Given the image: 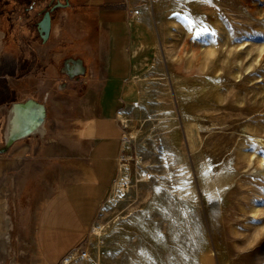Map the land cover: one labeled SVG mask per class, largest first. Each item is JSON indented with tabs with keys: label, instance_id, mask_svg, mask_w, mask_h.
<instances>
[{
	"label": "rangeland",
	"instance_id": "374dc122",
	"mask_svg": "<svg viewBox=\"0 0 264 264\" xmlns=\"http://www.w3.org/2000/svg\"><path fill=\"white\" fill-rule=\"evenodd\" d=\"M71 2L55 12L39 54L27 52L34 70L11 78L13 102L32 97L45 105V128L65 127L80 96L91 95L96 106L109 80L105 31L88 0ZM125 3L115 173L83 240L58 264H264V162L257 164L264 157V0ZM69 57L83 61L73 77L61 71ZM128 83L132 91L124 97ZM4 122L0 113V191L7 203L0 264H34L44 174L28 159L41 154L46 135H25L7 147ZM20 143L27 158L14 157Z\"/></svg>",
	"mask_w": 264,
	"mask_h": 264
},
{
	"label": "crops",
	"instance_id": "0c3cea01",
	"mask_svg": "<svg viewBox=\"0 0 264 264\" xmlns=\"http://www.w3.org/2000/svg\"><path fill=\"white\" fill-rule=\"evenodd\" d=\"M88 1V10L106 34L104 73L109 80L98 95L96 106L91 105V95L80 96L75 104L80 109L74 108L73 117L65 127H56L51 122L45 128L46 136L40 137L37 152L41 154L34 160L28 159L44 174L38 188L32 229L34 264H58L81 243L113 178L120 152L123 131L115 116L114 90L126 71L129 10L125 0ZM33 70L29 67L26 72ZM26 100L27 103L12 101L10 111L44 107L36 106L32 97ZM15 126L14 138L23 139L27 133L17 134L19 124ZM36 135L42 136V133ZM23 145L27 144L20 143L13 154L20 152Z\"/></svg>",
	"mask_w": 264,
	"mask_h": 264
},
{
	"label": "flooded vegetation",
	"instance_id": "af4514ba",
	"mask_svg": "<svg viewBox=\"0 0 264 264\" xmlns=\"http://www.w3.org/2000/svg\"><path fill=\"white\" fill-rule=\"evenodd\" d=\"M70 7L71 0H0V113H5V117L13 101L11 78L15 74L16 78L22 79L28 70L27 58L22 56L27 52L39 54L53 32L55 12ZM46 13L47 35L44 30ZM13 45L16 46L14 53L11 51L15 50Z\"/></svg>",
	"mask_w": 264,
	"mask_h": 264
},
{
	"label": "bare ground",
	"instance_id": "6f19581e",
	"mask_svg": "<svg viewBox=\"0 0 264 264\" xmlns=\"http://www.w3.org/2000/svg\"><path fill=\"white\" fill-rule=\"evenodd\" d=\"M133 13H134V15H136L137 12L134 11ZM131 91H132V86H131L130 83H128L124 87L123 92H122V95L124 97H128L131 94ZM39 108L40 107H38V109ZM22 116H23L22 115V111L11 110L9 112L8 117H7V125H6V132H5V134H6L5 135V139L7 140V143L8 144L14 138L15 132L13 130L16 127L15 126V123H18L19 124L18 132H17V134H19V135H25L26 133H29V134H32V135H36V134L42 133V136H44V134H45V127H42V125H41L38 128H31L30 125H28V123H24L26 121L23 122L24 118ZM21 123H22V125H21ZM25 154H27V151L23 148L20 152H17L14 155V157L16 159H20V158L24 157ZM263 162H264V157L263 156L262 157L259 156L258 159H257L258 166L261 167ZM2 168H3V166H2V164L0 162V173H1ZM5 193H6L5 188L2 187L1 188V191H0V233L4 229V222H5L4 219H3V216H2V212H1V206H5L7 204L6 203ZM216 196H218V195L216 194V192H214V194H211L210 195V198L213 199ZM0 249H2V245L1 244H0ZM242 255H244V254H242Z\"/></svg>",
	"mask_w": 264,
	"mask_h": 264
},
{
	"label": "water",
	"instance_id": "95a60500",
	"mask_svg": "<svg viewBox=\"0 0 264 264\" xmlns=\"http://www.w3.org/2000/svg\"><path fill=\"white\" fill-rule=\"evenodd\" d=\"M46 25H45V28L44 30L46 31V35H47V30H48V13H46ZM44 39H46V37H44ZM83 61L79 58H66L64 61H63V64H62V67H61V71L66 73L69 77H73L74 75L80 73L81 71H83ZM35 101V99H34ZM23 102V101H22ZM36 104L39 106V105H44L43 103H40V102H37L35 101ZM25 103H27V100H25ZM27 107H25L24 109H22V117L24 118L23 122L24 123H28V125H30L31 128H38L41 126L42 122L44 123L45 121V105L44 107H41V108H37V109H31V108H28L26 110ZM6 120H5V124H4V128H3V137L5 138V130H6V123H7V114H6ZM22 125V123H21ZM29 134V133H27ZM26 134V135H27ZM20 136H16L14 138L15 141L17 140H20V138H18ZM22 137V136H21ZM14 141V142H15ZM5 142L7 143V140L5 139ZM4 142V144L7 146V147H10L11 143L13 141H11L10 145H7L6 143ZM13 142V143H14ZM12 143V144H13Z\"/></svg>",
	"mask_w": 264,
	"mask_h": 264
},
{
	"label": "snow or ice",
	"instance_id": "6c2138e0",
	"mask_svg": "<svg viewBox=\"0 0 264 264\" xmlns=\"http://www.w3.org/2000/svg\"><path fill=\"white\" fill-rule=\"evenodd\" d=\"M203 31H204V32H206V31H207V29H203ZM200 34H201V33H200V32H198V33H197V37H198ZM194 38H196V37H194Z\"/></svg>",
	"mask_w": 264,
	"mask_h": 264
}]
</instances>
